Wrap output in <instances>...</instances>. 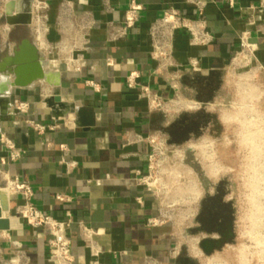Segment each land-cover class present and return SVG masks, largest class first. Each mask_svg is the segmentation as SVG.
Masks as SVG:
<instances>
[{"label": "crops", "instance_id": "crops-1", "mask_svg": "<svg viewBox=\"0 0 264 264\" xmlns=\"http://www.w3.org/2000/svg\"><path fill=\"white\" fill-rule=\"evenodd\" d=\"M4 1L0 0V89L8 87L10 105L5 108L0 105V134L24 153L11 162L0 142V187H4L5 178L17 176L30 184L32 201L39 209L60 220L66 218V211L71 213L74 264H87L89 258L78 235L79 221L93 229L103 264H144L147 255L161 264H175L176 259L170 257L174 243L171 224H147L148 219L167 214H163L150 193L134 182L135 170H145L148 147L143 142L125 144L128 134L160 132L162 125H170L173 118L149 110L146 101L126 86L125 77L137 71L143 84L164 87V78L155 73L156 62L150 57L148 28L167 7L185 9L183 0H139L142 4L139 22L126 38L117 41L108 39L107 24L121 22L129 0H109L112 10L105 9L101 0H78V9L90 10L95 20L81 71L70 72L60 56L38 49L43 72L51 82L59 84L37 79L15 87L9 85L13 74H8L7 68L15 66L8 59L23 38L33 39L28 26H9L2 20ZM207 1L210 3L205 8V19L214 41L206 47H194L189 45L186 34L177 33L173 55L181 66H187L189 58H196L200 66L199 72L183 74L185 96L200 101L224 100L228 93L225 71L235 52L238 34L247 27L250 16L255 21L252 32L261 66L259 78L264 82V14L254 15L249 9L257 0H236L233 5L226 0ZM50 2L52 20L57 0ZM256 28L261 31H255ZM56 37L51 32L50 38ZM107 56L112 59L110 66L105 64ZM85 80L95 82L97 88ZM55 88L67 105L60 109L64 114L58 117L43 103ZM14 98L29 103L27 112L14 109ZM79 107L92 112L88 114L93 118L92 125H79L76 114ZM180 114H174V118ZM26 120L58 123L59 127L38 133ZM61 146L67 151L65 160L75 162L70 172L60 162L64 156ZM9 197L10 210L1 213L9 219V229L0 230L2 257L12 256V242L17 241L28 257L27 264H49L45 233L13 216L21 199L12 193Z\"/></svg>", "mask_w": 264, "mask_h": 264}, {"label": "built area", "instance_id": "built-area-1", "mask_svg": "<svg viewBox=\"0 0 264 264\" xmlns=\"http://www.w3.org/2000/svg\"><path fill=\"white\" fill-rule=\"evenodd\" d=\"M101 2L105 9L112 10L109 0H101ZM183 2L185 9L167 7L150 23L148 28L150 57L156 62L155 73L164 78V87L151 88L143 84L139 80L140 73L137 71L127 74L126 86L135 90L139 98L146 101L149 110H157L164 114L195 112L201 109L218 111L220 114H237L239 109L249 108L250 110L244 114H260L262 118V114L256 109V102L264 96V82H261L259 78L261 66L256 58L257 44L253 40L254 16L247 18V27L239 32L235 52L225 71L226 85L229 87L233 84L237 87L239 102L234 106L228 105L231 108L235 107V110L225 109L224 100L200 101L184 95L181 84L183 74L199 72L200 66L196 58H189L187 66H181L175 61L173 43L176 34H186L189 45L194 47L210 45L214 41V36L208 30L205 19V8L210 2L207 0H183ZM226 2L233 5L236 0H226ZM77 4L78 0H57L55 13L51 20L50 0H33L31 21L28 24L37 48L46 54L60 56L70 72L81 71L84 53L90 42L89 35L95 25L91 11L79 10ZM249 9L254 15L264 14V0H257L255 4L249 6ZM141 11L142 4L139 0H129L121 22L107 24L108 39L117 41L126 38L128 31L139 22ZM255 31L261 30L256 28ZM51 32L56 34V39L50 38ZM105 64L107 66L112 64L110 56L105 58ZM85 83L94 89L97 88V84L91 80H85ZM12 105L16 111L21 113L27 112L29 108V103L21 98H14ZM25 122L38 133L59 127L58 123L45 124L33 120ZM0 142L6 149L7 157L11 162L18 160L24 153L23 149L16 147L15 143L2 133ZM136 142L146 143L148 152L145 170H135L134 182L150 193L163 214H167L166 217L150 218L147 224L170 223L169 210L175 205H180L183 209L180 208L175 215L184 222L181 227L187 228L200 197L199 184L192 177L190 168L184 163L186 149L192 145L189 143L183 146L170 144L157 131L127 135L125 144ZM61 149L64 156L60 162L64 164L66 171L70 172L75 162L65 160L67 151L64 146H61ZM180 179L194 184L178 196L181 188L176 186L175 182ZM4 187L7 188L9 194H17L21 199L14 209L13 216L23 220L30 228L41 229L45 233L47 262L49 264H74L70 239V229L74 222L71 213L66 211V218L60 220L39 209L32 201V187L17 176L7 177ZM137 200L141 201L140 198ZM77 225L79 238L88 252L87 264H103L100 260L102 250L93 237V229L85 226L82 221H79ZM171 227L176 239L177 229H174L172 225ZM12 246L10 258H3L0 248V264H27L28 257L21 244L13 241ZM179 248L180 245L174 242L170 250L171 258H177ZM144 264L161 263L147 255L144 258Z\"/></svg>", "mask_w": 264, "mask_h": 264}, {"label": "flooded vegetation", "instance_id": "flooded-vegetation-1", "mask_svg": "<svg viewBox=\"0 0 264 264\" xmlns=\"http://www.w3.org/2000/svg\"><path fill=\"white\" fill-rule=\"evenodd\" d=\"M249 110L239 109L237 114L204 109L182 113L163 129L168 143L192 145L186 149L184 163L200 187L194 214L185 228L191 239L180 246L175 264H239L227 183L234 179L241 152H249L242 139L257 125L264 128V114L259 116V124L252 114H244ZM184 256L189 257L188 263L182 260ZM248 264L260 262L256 259Z\"/></svg>", "mask_w": 264, "mask_h": 264}, {"label": "rangeland", "instance_id": "rangeland-1", "mask_svg": "<svg viewBox=\"0 0 264 264\" xmlns=\"http://www.w3.org/2000/svg\"><path fill=\"white\" fill-rule=\"evenodd\" d=\"M236 88L237 87L233 84L229 85L227 89L228 93L226 94L227 96L224 98L225 109H229L230 111H234L235 107L231 108L228 105L234 106L239 102ZM256 103V109L260 111L261 114H264V96H262ZM164 115H171L172 117L170 118L175 119L174 114ZM252 116L255 117L257 123H259L260 114H252ZM166 127L167 125H162L161 128L164 129ZM260 127V125H257L255 129L253 128L252 131H250L254 133L253 142L248 139V134L245 139H242V142L249 146V152H241L239 157L240 160L235 164L234 179L227 183V196L232 203V220L236 231L238 259L240 258L239 252L243 246L247 248H243L242 255L245 254V250H248L249 252L252 251V255L256 254L258 250L260 254H264V250H262L264 249V128L260 129ZM163 129L160 130L159 133L165 136L167 134ZM175 184L181 188V191L178 192L179 196L182 194L181 192L189 189V186L194 183L180 179V181H176ZM180 208H182L180 205L171 207L168 216L171 217L170 223L173 228L177 229V238H174V242H177L182 246L183 244H188L191 238L189 232L181 227L184 224L182 219L175 215ZM242 255L241 257L243 258ZM246 257L248 258L246 264L251 260H256V258H251L248 254H246ZM258 261L260 262V260Z\"/></svg>", "mask_w": 264, "mask_h": 264}, {"label": "water", "instance_id": "water-1", "mask_svg": "<svg viewBox=\"0 0 264 264\" xmlns=\"http://www.w3.org/2000/svg\"><path fill=\"white\" fill-rule=\"evenodd\" d=\"M33 0H6L2 3L3 16L2 20L9 26H28L31 21V7ZM41 54L35 43L29 38H23L14 51L13 55L8 59L10 65H14V69L8 67V74H13V80L9 82L12 87L26 86L32 81L43 79L50 84L58 85L59 82H51L50 78L43 72L39 59ZM6 75V74H5ZM8 87L0 89V105L3 108L8 107L9 98L7 95ZM47 108L51 110L54 117H58L64 112L60 109L67 105L62 102L59 90L55 88L53 94L43 100ZM79 117V125L88 127L93 124L91 111L85 110L83 107L76 109ZM10 210V197L6 187H0V230L9 229V219L2 216V212L8 213ZM182 260L189 262V257L184 256Z\"/></svg>", "mask_w": 264, "mask_h": 264}, {"label": "bare ground", "instance_id": "bare-ground-1", "mask_svg": "<svg viewBox=\"0 0 264 264\" xmlns=\"http://www.w3.org/2000/svg\"><path fill=\"white\" fill-rule=\"evenodd\" d=\"M251 134V135H250ZM250 135V136H249ZM253 135H254V133L253 132H249L248 133V139L250 140V141H254V137H253ZM256 144V143H255ZM6 184V178H5V181H4V185ZM243 248H247V247H241V250H240V254H239V259H240V264H246L247 262H248V258L246 257V254H248L249 256H251V258H256V259H258V260H260V264H264V254H260L259 253V250L256 252V254H253L252 255V251L251 252H249L248 250H245L244 251V253L245 254H243L242 255V251H243ZM262 250H264V249H262ZM241 255L243 256V258L241 257ZM257 255H260V256H257ZM245 257V258H244ZM249 260H250V257H249ZM208 263H212V264H215V262H212V261H210V262H208Z\"/></svg>", "mask_w": 264, "mask_h": 264}]
</instances>
